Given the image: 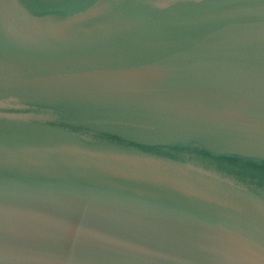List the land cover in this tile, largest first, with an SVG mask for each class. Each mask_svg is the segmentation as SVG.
Listing matches in <instances>:
<instances>
[{"label": "water", "instance_id": "water-1", "mask_svg": "<svg viewBox=\"0 0 264 264\" xmlns=\"http://www.w3.org/2000/svg\"><path fill=\"white\" fill-rule=\"evenodd\" d=\"M0 264H264V0H0Z\"/></svg>", "mask_w": 264, "mask_h": 264}]
</instances>
